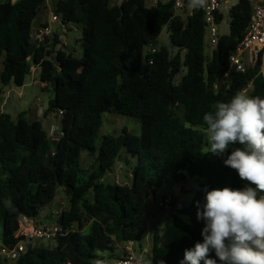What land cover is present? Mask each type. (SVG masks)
<instances>
[{"label": "trees", "instance_id": "obj_1", "mask_svg": "<svg viewBox=\"0 0 264 264\" xmlns=\"http://www.w3.org/2000/svg\"><path fill=\"white\" fill-rule=\"evenodd\" d=\"M52 2L54 14L82 26L81 57L59 50L52 61V50L32 41L45 0H0V84L23 87L31 65H39L41 82L54 91L45 117L63 112L57 142L48 138L41 121L30 122L26 112L16 120L0 114L1 245L13 248L19 242L15 234L20 217L37 221L63 189L68 207L56 221L75 229L54 246H29L11 264H105L100 252L108 251L109 259L117 262L123 255L116 250L125 243L136 241L143 247L149 192L197 177L203 180L200 189L180 211L187 220L173 216L174 226L185 236L163 247L156 231L148 254L154 264H181L185 250L204 240L206 221L197 219V211L204 210L206 190L247 186L223 163L231 148L222 157L204 153L207 137L201 127L205 112L216 102L229 101L251 81L250 96L264 98V78L251 70L232 74L227 89L215 87L245 34L252 6L241 0L231 10L229 34L209 54L202 13L183 21L171 2L152 8L142 0H123L119 6L112 0ZM165 27L169 40L161 44ZM149 45L155 53L146 51ZM105 113L130 117L140 124L141 133L124 128L118 136H103L97 148ZM123 149L137 158L131 186L105 182ZM83 152L96 156L90 168L82 166ZM209 258L221 264L214 250Z\"/></svg>", "mask_w": 264, "mask_h": 264}, {"label": "clouds", "instance_id": "obj_2", "mask_svg": "<svg viewBox=\"0 0 264 264\" xmlns=\"http://www.w3.org/2000/svg\"><path fill=\"white\" fill-rule=\"evenodd\" d=\"M193 10L206 9L208 0H188ZM201 131L207 137L205 154L222 157L247 186L206 190L203 242L185 250L181 264H264V98L235 93L227 102H216L203 115ZM10 203V202H8Z\"/></svg>", "mask_w": 264, "mask_h": 264}, {"label": "built area", "instance_id": "obj_3", "mask_svg": "<svg viewBox=\"0 0 264 264\" xmlns=\"http://www.w3.org/2000/svg\"><path fill=\"white\" fill-rule=\"evenodd\" d=\"M148 8L157 7L161 3L171 2L175 12V16L180 17L183 21H187L196 12L203 15L205 26V44L212 53L221 37L220 26L225 20V12L231 10L238 5L241 0H208L206 9L193 10L188 6V0H142ZM252 6V15L245 34L236 47L229 54V69L222 76L220 82L215 86L228 88L232 74H246L248 71L256 72L257 76L264 78V0H248ZM46 2V1H45ZM123 0H112V5H121ZM73 28V24L65 22L62 18L51 11L50 18L46 25L35 28L33 27L31 39L37 46H47V49L52 50L49 59L54 61L56 52L65 50L68 46V35ZM147 52L155 53L152 45L146 48ZM28 61H31L28 58ZM41 68L39 65H31L30 74L32 83H40L43 88L47 84L40 80ZM253 81L244 88L247 93L252 90ZM46 111L39 109L38 114L45 117ZM63 112L58 115H50L49 117H62ZM62 130L58 125H51L48 133V138L57 142L61 136ZM59 204V201H56ZM65 208V203L62 202L60 207L54 209L53 219L55 222L39 226L37 221L28 216L22 215L19 219V228L15 234V238L19 242L13 247L8 248L0 246V258L6 261L14 262L21 255L26 253L29 246H34L38 242L48 241L57 243L58 239L75 227L64 228L56 220L61 216ZM123 258L118 260L116 264H147L149 251L146 247H141L136 241H129L122 245Z\"/></svg>", "mask_w": 264, "mask_h": 264}, {"label": "rangeland", "instance_id": "obj_4", "mask_svg": "<svg viewBox=\"0 0 264 264\" xmlns=\"http://www.w3.org/2000/svg\"><path fill=\"white\" fill-rule=\"evenodd\" d=\"M17 0H13L15 2ZM45 5L41 9L39 15L37 16L34 27L40 28L48 22L50 18V13L53 11V0H45ZM230 21L231 17L229 12H225V20L220 26V33L222 35H228L230 31ZM82 38V26L73 25V28L70 30L68 35V46L65 47V51L67 53L73 54L77 57H81L83 55V48L81 45L80 39ZM169 40V32L167 27H165L159 37V42L161 44H166ZM210 51V50H209ZM211 54V53H209ZM2 71V65L0 64V74ZM185 74V70L176 77L175 82L180 83L182 76ZM32 76L29 75L26 77L25 84L23 87H13L17 93L22 92L24 97L22 99H18L17 94H13L14 101L16 103V110L12 112V118L14 120L17 119L18 113L22 111H26L31 114L36 113L39 109H43L47 111L49 102L54 98V91L52 87L43 88L40 83L33 84ZM249 90L247 92L250 95ZM31 118V117H30ZM39 120H41L43 124V128L48 131L51 125H58L62 130V120L61 117H44L40 116ZM127 128L132 134L139 135L141 133V126L138 122L134 121L130 117L119 115V114H111L105 113L103 114V125L99 130L96 146L99 148L101 144V140L105 135L118 136L122 133V130ZM95 157L91 156L86 152L82 154V166L85 168H90L95 163ZM137 164V158L132 156L127 150L123 149L119 158L116 161L115 167L111 173L105 177V182L107 183H117V184H126L131 186L133 183V169ZM203 180H200L197 177L189 178L184 183H175L168 182L163 186L156 188L154 192H149L148 198L145 203V213L144 220L146 224V236L142 242V246L151 250L153 235L157 231L160 236V245L165 247L170 245L173 242L179 241L182 237L185 236V233L180 229L174 226L173 216H178L184 220L187 218L180 214L182 209L187 208L192 200L197 195L198 190L200 189V185ZM59 196V204L56 202L55 205H51L44 210L40 214V216L44 217L39 219L37 224L39 226H43L46 224H51L55 222L53 219L54 209L60 207L61 203L64 202L65 206L68 207V198L64 193V190H61L58 194ZM176 199L177 203L174 208L169 207V203ZM52 213V214H51ZM52 215V216H51ZM2 232V225L0 223V236ZM42 244L44 246L52 245L54 246L56 243H51L48 241H40L37 243ZM1 246V242H0ZM122 247V246H121ZM117 248L116 255H123L122 248ZM106 261L105 264H116V261L113 259H109L110 252H100ZM4 260V259H3ZM5 264H11V261L4 260ZM147 264H154L151 261L147 260Z\"/></svg>", "mask_w": 264, "mask_h": 264}, {"label": "crops", "instance_id": "obj_5", "mask_svg": "<svg viewBox=\"0 0 264 264\" xmlns=\"http://www.w3.org/2000/svg\"><path fill=\"white\" fill-rule=\"evenodd\" d=\"M69 44V43H68ZM13 87H15L14 85H9L7 87H3L1 84H0V114L1 113H6V114H9L12 118V112L15 111L17 108H16V103L14 101V98H13V94L16 93L17 94V97L18 99H22L24 97L23 93L22 92H19L17 93L15 89H12ZM39 111V110H38ZM38 111L36 113H32V116L31 114L27 113L26 111H22V112H26V117L27 119L30 121V122H34V121H41L39 120L40 118V115L38 114ZM20 112V113H22ZM17 115V118L19 116V114ZM31 117V118H30ZM13 119V118H12ZM14 120V119H13ZM43 125V124H42ZM63 190V189H59L58 192H57V196L53 202L52 205H55L56 204V201L59 200V192ZM44 212V211H43ZM52 214V213H51ZM52 216V215H51ZM44 217L42 216H39L38 219H37V222H39V219H42ZM46 225V223H45ZM39 245H42V244H39ZM149 252L150 250L147 249Z\"/></svg>", "mask_w": 264, "mask_h": 264}, {"label": "water", "instance_id": "obj_6", "mask_svg": "<svg viewBox=\"0 0 264 264\" xmlns=\"http://www.w3.org/2000/svg\"><path fill=\"white\" fill-rule=\"evenodd\" d=\"M176 203H177V200H176V199L172 200V201L169 203V207H170V208H174V207L176 206Z\"/></svg>", "mask_w": 264, "mask_h": 264}]
</instances>
